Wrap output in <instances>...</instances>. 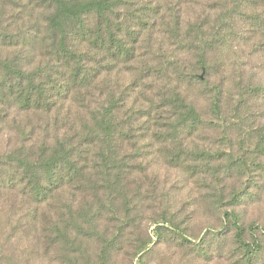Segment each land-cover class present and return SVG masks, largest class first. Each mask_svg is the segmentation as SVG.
Segmentation results:
<instances>
[{
	"label": "trees",
	"instance_id": "obj_1",
	"mask_svg": "<svg viewBox=\"0 0 264 264\" xmlns=\"http://www.w3.org/2000/svg\"><path fill=\"white\" fill-rule=\"evenodd\" d=\"M19 1H26L31 10H45L42 27L28 44L33 50L31 61L24 64L0 54V138H8L0 146V193L16 197L24 218L20 224L33 226L34 239L40 234L46 248L73 244L72 231L94 239L99 251L93 264H111L110 255L118 249L120 235L109 234L108 226L101 227L100 221L103 217L105 221L120 220V229L132 225L134 215L126 188L133 172L148 177L151 166L146 155L154 144L159 145L166 164L194 175L199 183H208L207 207L218 217L219 228L210 225L207 234L192 239L187 224L163 213L152 220V235L135 246L138 264L147 263L154 246L169 242L184 247L193 261L217 253L228 264H264V227L244 224L236 209L248 195L247 188L227 187L226 174H222L236 169L241 177L249 166L240 157L232 158L233 164L222 171L221 164H214L218 154L190 147L205 127L202 112L178 86L169 85L172 80L193 89L208 85L213 68L209 59L228 25L230 29L239 25L243 34H249L244 42H252L264 53V0H214L216 4L202 9L198 20L189 21L197 33L189 43L195 47V61L182 70V76L177 75L172 57L160 64H146L149 90L157 82L163 84L156 92L159 101L151 99L145 112L134 106L124 109L128 106L125 91L118 93L107 78L102 90L100 80L116 66L134 61L140 38L151 47L157 27L168 39L179 40L176 7L194 6L197 0H176L177 6L172 8V0H161L167 3L165 9L160 3L148 6L149 0H144L138 10L128 8L137 5L136 0ZM6 2L0 0L1 7ZM125 9L132 14L138 11L134 14L138 20L125 15ZM200 15L205 17L200 19ZM0 41L1 45H19L6 33L0 34ZM240 87L248 96L264 95L262 85L247 82ZM96 91L102 99H95ZM213 92L211 111L220 114L221 88L215 86ZM77 194L95 196L100 205L95 208L88 199L78 202ZM105 200L109 207H104ZM107 213L109 217H105ZM41 216L48 226L38 228Z\"/></svg>",
	"mask_w": 264,
	"mask_h": 264
},
{
	"label": "rangeland",
	"instance_id": "obj_2",
	"mask_svg": "<svg viewBox=\"0 0 264 264\" xmlns=\"http://www.w3.org/2000/svg\"><path fill=\"white\" fill-rule=\"evenodd\" d=\"M136 1L139 2L137 5L132 8L128 6L130 10H138L144 0ZM6 3L5 8L0 5V34L6 33L12 36L19 45L10 46L6 43L1 45L3 41H0V54L23 60L22 62L26 64L31 61L33 53L28 44L33 42L37 31L42 27L45 10H31L26 1L7 0ZM155 3H160L164 9L167 5L161 0H149L148 6ZM215 4L214 0H197L194 6L193 3L190 4L191 6H177L176 0H172L170 7L177 6L176 13L180 17L179 40L178 37L172 38L173 40L168 39L162 32H158L157 27L151 47L147 46L148 40L140 38L136 46L138 54L134 61L118 65L109 75L102 76L101 89L105 87L104 79L107 78L110 86L116 88L118 93L125 91L128 106L124 109L134 106L140 107L145 112L144 110L148 109L152 103L151 99H154L156 103L159 101L156 92L157 88L163 84L162 81L157 82L149 90V83L145 76L147 74L146 64H160L172 57L176 61L177 75L182 76V70L194 63L196 58L195 47L189 44L196 39V28L188 22L198 20L197 16L202 9L209 10L210 8L206 6ZM131 12L128 11L125 15L138 20L134 18V14H138V11L133 14ZM220 13L227 15V12L220 11ZM210 14L212 17L216 16L213 11ZM142 16L144 17L145 14L140 15V18ZM199 17L203 19L205 15ZM127 20L136 24L134 20L131 21L129 18ZM137 28L139 30V27ZM171 30L176 31V28L173 27ZM244 36H249V34H243L239 25L231 29L228 25L222 29L220 39H218L219 45L209 59L213 68L208 74L210 80L206 87L193 89L178 83V80H172L173 84L169 85L174 89L178 86L177 89L182 90L185 96L196 101L202 112L205 127L199 135L193 138L190 147L197 146L213 155L218 154L219 158L214 164H221L222 171L225 170L227 164H233L232 158L240 157L249 166L243 171L241 177H237L239 174L235 173L236 169H230L222 174H226L224 180L227 187L232 186L238 190L247 188L249 197L246 194L241 204L236 207L241 212L242 222L247 225L254 222L264 227V171L262 170L264 167V137H262L264 134L262 130L264 127V95L248 96L240 87V84L245 85L247 82L264 86V53L257 51L252 46V42H244ZM145 37L147 38V35ZM208 39L210 42L212 34ZM203 74L204 72L201 76ZM215 86L221 88L220 114L211 111L214 101L213 87ZM153 91L155 94L152 93ZM100 97L103 98L101 93L96 91L95 99ZM64 113H66L65 109ZM29 119L31 120V116ZM7 139V136L0 138V146H4ZM158 146L153 144L148 148L146 162L151 166L148 177L145 178L135 171L126 188L134 215L131 220L132 225L120 229L118 223L120 220L105 221L103 217L100 221L101 227L108 226L109 234L117 232V235H120L117 241L118 249L110 255L111 264H138L135 246L140 239L152 235L151 230L154 227L152 220L163 213L183 225L187 224L188 233L192 239H199L205 233L207 234L210 225L219 228L218 217L207 207L208 183H199L194 175L166 164ZM87 196L77 194L76 199L82 203L84 199H88L95 208L100 205L95 196ZM103 203L104 207L110 206V202L106 200ZM84 209L86 206L81 209L82 212ZM107 216L108 213L105 217ZM82 222L84 228L89 229V224ZM20 223H24V218L23 213L18 211L16 197L8 193H0V264H93L98 261L96 255L99 251V244L94 239L72 231V237H75L73 244L63 242L60 245L46 248L45 240L40 234L37 239H34L33 226L29 228ZM42 225L48 226L43 223L41 216L38 228ZM119 230L121 232H118ZM215 246L212 245V248L218 250ZM154 247V253L146 264H228L223 255L217 253H213L210 257H201V259L197 257L199 259L193 261L184 247L170 242L160 243Z\"/></svg>",
	"mask_w": 264,
	"mask_h": 264
}]
</instances>
